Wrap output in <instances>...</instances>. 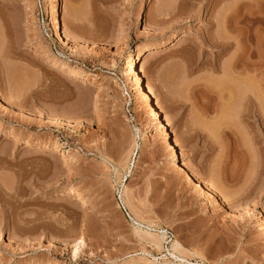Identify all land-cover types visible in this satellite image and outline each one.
Segmentation results:
<instances>
[{
	"label": "rangeland",
	"instance_id": "obj_1",
	"mask_svg": "<svg viewBox=\"0 0 264 264\" xmlns=\"http://www.w3.org/2000/svg\"><path fill=\"white\" fill-rule=\"evenodd\" d=\"M263 218L264 0H0V264H264Z\"/></svg>",
	"mask_w": 264,
	"mask_h": 264
},
{
	"label": "bare ground",
	"instance_id": "obj_2",
	"mask_svg": "<svg viewBox=\"0 0 264 264\" xmlns=\"http://www.w3.org/2000/svg\"><path fill=\"white\" fill-rule=\"evenodd\" d=\"M244 6V5H243ZM55 26H56V30H57V24H55ZM56 32V31H55ZM36 34V33H35ZM35 37H38V35L36 34V36ZM177 44V43H176ZM132 63H133V61H132V59L130 60V70L132 69ZM244 65L245 66H247V63H244ZM243 66V65H242ZM129 68V67H128ZM135 69V68H134ZM129 70V69H128ZM127 70V71H128ZM132 71H133V69H132ZM134 72H135V70H134ZM130 74V73H129ZM137 84H138V82H137ZM139 86V85H138ZM248 87V86H247ZM148 89V88H147ZM248 89H249V87H248ZM150 90V89H149ZM142 91V90H141ZM227 91V90H226ZM231 92V94H230V98L232 97V96H234V92H232V91H230ZM248 92H250L249 90H248ZM226 93V92H225ZM153 94V93H152ZM222 94V93H221ZM251 94V93H250ZM246 96L247 97H250V95L248 96L247 94H246ZM147 98V97H146ZM230 98H228V99H230ZM233 98V97H232ZM156 99V98H155ZM249 99H251L252 100V97H250ZM254 99V98H253ZM143 100V99H142ZM146 100V99H145ZM251 100H250V102H251ZM155 101V100H154ZM228 101H230V100H228ZM254 101H255V99H254ZM6 102V101H5ZM9 102V101H8ZM231 102V101H230ZM7 103V102H6ZM247 103V100H246V102H245V104ZM254 104H256V103H254ZM253 104V105H254ZM252 105V104H251ZM153 106V105H152ZM149 107V106H148ZM248 107V106H247ZM253 107V106H252ZM250 108V107H249ZM247 110H248V108H246ZM147 110V109H146ZM149 110V109H148ZM229 110V109H228ZM243 110V109H242ZM149 112V111H148ZM154 112V111H153ZM240 112V111H239ZM228 113V112H227ZM242 113H243V111H242ZM241 113V114H242ZM231 114V113H230ZM238 114H240V113H238ZM237 114V115H238ZM244 114V113H243ZM246 114V113H245ZM228 115V114H227ZM164 116V115H163ZM246 117H248V119L249 118H254V119H258V121L257 122H259V121H261V119H260V115L258 114V112H256L255 110H252V108H251V111H249V112H247V114L245 115ZM241 117H242V115H241ZM155 118V117H154ZM169 118V117H168ZM225 118V117H224ZM245 118V117H244ZM167 119V118H166ZM169 120V119H168ZM243 120H245V121H247L246 119H243ZM248 122V121H247ZM249 122H250V120H249ZM160 125H161V123H159ZM249 124V123H248ZM162 130V129H161ZM260 131V130H259ZM164 132V131H163ZM165 133V132H164ZM165 138V137H164ZM179 138V137H178ZM180 139V138H179ZM177 140V139H176ZM175 141V140H174ZM178 142V141H177ZM176 141H175V145H177L178 143H177ZM136 145V144H135ZM179 145V144H178ZM137 146V145H136ZM136 146H135V148H136ZM172 148V147H171ZM180 148V147H179ZM175 165H176V163H175ZM181 169H183V168H181ZM197 178V177H196ZM201 178V177H200ZM191 179V178H190ZM200 180H202V179H200ZM198 185H199V183H198ZM205 185V184H204ZM74 191H75V193L77 194V196H78V198H80V199H82V201H86L87 200V197H85V195H84V193H83V191L80 189V188H78L76 185L74 186V185H72V186H70ZM69 187V188H70ZM206 188H207V186H206ZM201 189V188H200ZM210 189V188H209ZM204 190V189H203ZM205 192V191H204ZM207 193V192H206ZM208 195V194H207ZM123 198H124V200L126 201V203H127V201H129V200H127L128 198H127V193H126V191H124V196H123ZM124 201V202H125ZM127 205H129V202H128V204ZM129 206H132V205H129ZM132 208V207H131ZM133 209V208H132ZM133 211V210H132ZM134 212V211H133ZM136 216H137V214H136ZM134 218V217H133ZM137 218V217H136ZM136 218H134V222L136 223V224H138V229H140V230H142V233H143V231L144 232H146V236L148 237H150V238H152V237H154L153 239L155 240V238H156V240L155 241H158L159 242V238L158 237H156V235L154 234V233H152V232H150V231H147V230H144L143 228H142V222H140V221H138V219H140V218H138V219H136ZM264 219V218H263ZM139 230V232H141ZM145 234V233H144ZM181 246H180V244L178 243V241H175L174 242V244H173V249L175 250V252L176 251H179V253H181L182 251H183V249L181 250ZM183 254H184V251L182 252ZM61 264H68V263H61Z\"/></svg>",
	"mask_w": 264,
	"mask_h": 264
}]
</instances>
